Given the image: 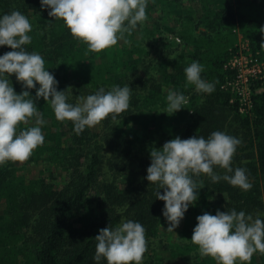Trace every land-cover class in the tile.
I'll use <instances>...</instances> for the list:
<instances>
[{
  "label": "trees",
  "instance_id": "1",
  "mask_svg": "<svg viewBox=\"0 0 264 264\" xmlns=\"http://www.w3.org/2000/svg\"><path fill=\"white\" fill-rule=\"evenodd\" d=\"M13 10L32 25L26 50L44 58L57 90L69 89V103L100 88L128 85L132 94L116 119L109 116L77 134L72 122L57 121L43 98L35 101L38 84L28 90L43 114L44 143L27 161L0 165V264H97L99 230L129 219L145 228L141 264H216L190 241L198 216L234 209L264 219V93L253 97L245 115L222 89L228 75L223 66L238 35L264 61V0H148L146 21L125 35L130 43L87 54V45L49 17L40 0H0V16ZM10 51L0 47V56ZM192 62L203 66L202 79L214 83L211 94L187 83L184 70ZM9 79L16 94L27 90L15 75ZM169 91L189 100L172 115L166 112ZM31 126L34 118L17 132ZM214 131L241 139L231 167L245 168L253 186L244 191L204 174L193 177L198 199L168 232L158 186L146 180L150 151L176 137L207 139ZM214 172L225 174L219 167ZM249 264H264V254L255 253Z\"/></svg>",
  "mask_w": 264,
  "mask_h": 264
},
{
  "label": "clouds",
  "instance_id": "2",
  "mask_svg": "<svg viewBox=\"0 0 264 264\" xmlns=\"http://www.w3.org/2000/svg\"><path fill=\"white\" fill-rule=\"evenodd\" d=\"M41 7L50 9L48 16L63 21L73 38L87 45L86 53H100L116 46L118 41L130 43V36L138 24L147 19L148 0H40ZM32 25L18 10L0 16V47L12 51L0 56V165L6 162L23 163L44 143L41 125L43 114L35 101L43 98L50 104L57 121H70L80 134L85 128L100 124L109 116L116 119L130 105L132 89L125 85L94 94L77 96L68 102V90L58 91L55 77L45 70V60L25 46L31 43ZM259 31L264 33V27ZM264 49V43L260 45ZM204 71L199 62H192L184 70L187 83L197 93L211 94L214 83L201 78ZM15 75L24 89L16 94L9 77ZM39 85L35 101L28 90ZM166 112L174 114L186 105L188 97L169 91ZM34 118V126L17 132L21 124ZM241 139L221 131L212 132L206 139L192 136L176 137L164 143L159 150L150 151V166L146 180L157 185L155 196L164 202L163 216L170 225L168 232L179 227L189 205L198 199V184L193 177L207 175L212 182L220 180L233 187L248 191L252 188L247 170L231 167L232 158ZM219 167L224 175L214 172ZM202 183V181H201ZM163 189V194H161ZM129 206V205H128ZM94 260L104 259L107 264H141L147 251L145 228L133 220H121L115 227L109 225L95 236ZM191 243L202 257H210L216 264H249L257 252L264 254V219L244 211L205 212L197 217Z\"/></svg>",
  "mask_w": 264,
  "mask_h": 264
},
{
  "label": "built area",
  "instance_id": "3",
  "mask_svg": "<svg viewBox=\"0 0 264 264\" xmlns=\"http://www.w3.org/2000/svg\"><path fill=\"white\" fill-rule=\"evenodd\" d=\"M236 44L223 66L228 75L222 89L231 94L230 102L237 104L240 114L249 115L253 97L264 93V61L251 51L247 42Z\"/></svg>",
  "mask_w": 264,
  "mask_h": 264
},
{
  "label": "rangeland",
  "instance_id": "4",
  "mask_svg": "<svg viewBox=\"0 0 264 264\" xmlns=\"http://www.w3.org/2000/svg\"><path fill=\"white\" fill-rule=\"evenodd\" d=\"M169 24H170V22H169ZM172 24H173L172 26L176 25L175 22H174V23L172 22ZM198 31H200V29H199ZM168 36L171 37V38L173 37L172 35H168ZM239 43H241V44L245 43L244 40L242 39V37H241L240 35L237 36V44H239ZM237 44H236V45H237ZM34 170H35L34 168H31V169H30V172L33 171V172L36 173V171H34ZM263 214H264V213H263ZM197 262H198V261H197ZM197 262H196V263H197ZM169 264H183V261H181L180 259H178V260H176V261H171Z\"/></svg>",
  "mask_w": 264,
  "mask_h": 264
}]
</instances>
